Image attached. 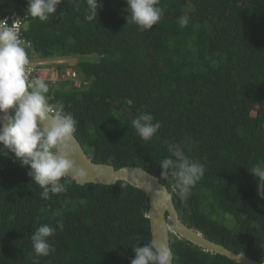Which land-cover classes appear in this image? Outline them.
Segmentation results:
<instances>
[{"label": "trees", "instance_id": "16d2710c", "mask_svg": "<svg viewBox=\"0 0 264 264\" xmlns=\"http://www.w3.org/2000/svg\"><path fill=\"white\" fill-rule=\"evenodd\" d=\"M102 3L88 21L86 0H62L41 22L27 0H0V18L26 16L25 37L41 60H80L67 66L80 87L49 84L48 96L77 120L75 137L93 163L144 169L191 230L264 264V198L249 172L264 163V0H159L163 16L147 31L127 24L126 0ZM145 112L161 124L149 141L131 125ZM173 142L205 165L186 204L161 178ZM62 182L66 192L41 199L28 168L0 155V264H130L133 247L152 240L144 192ZM42 224L57 228L55 251L37 257L31 236ZM171 250L174 264H237L174 234Z\"/></svg>", "mask_w": 264, "mask_h": 264}, {"label": "clouds", "instance_id": "9594fccd", "mask_svg": "<svg viewBox=\"0 0 264 264\" xmlns=\"http://www.w3.org/2000/svg\"><path fill=\"white\" fill-rule=\"evenodd\" d=\"M61 3L62 0H27L26 10L32 18L45 22L57 13ZM86 3V19L92 21L99 15L103 3L102 0H86ZM126 4L127 24L135 23L141 30H152L163 16L159 0H126ZM178 24L185 28L189 20L181 16ZM29 63L14 21L9 24L6 19L0 20V114H3L0 115V155L27 167L31 181L42 189L41 199H50L51 195L67 191L62 181H66L70 173L72 179H82L86 172L72 159L76 152L77 120L65 111L63 103L50 102V83L38 77L31 81L26 79ZM9 109L13 110V115L8 114ZM131 125L144 141L151 140L161 128L160 122H154V116L147 112L132 119ZM167 151L170 155L159 165L161 178L173 182L176 194L186 204L192 189L205 174V165L186 154L180 143H168ZM249 172L258 179V195L264 198V163L254 164ZM58 226L62 228V224ZM56 231L57 228L49 224H42L34 231L31 243L37 257L55 251L49 238ZM133 251L135 257L130 264H173L174 255L169 245L155 239L133 247Z\"/></svg>", "mask_w": 264, "mask_h": 264}, {"label": "water", "instance_id": "95a60500", "mask_svg": "<svg viewBox=\"0 0 264 264\" xmlns=\"http://www.w3.org/2000/svg\"><path fill=\"white\" fill-rule=\"evenodd\" d=\"M8 114L12 115L11 109ZM75 148L76 152L72 159L75 160L78 167L85 170L86 176L82 179H72L70 173L68 179L75 181L79 186L89 184L115 186L119 183H126L134 189L144 192L149 200L148 219L152 239L167 243L171 248V234H174L179 239L185 240L205 252L226 257L237 264H261L208 240L201 233L186 226L179 217L172 193L160 182L159 178L138 167H125L117 170L113 166L95 164L87 156L76 137ZM150 185L151 187H149Z\"/></svg>", "mask_w": 264, "mask_h": 264}, {"label": "built area", "instance_id": "2783aa9c", "mask_svg": "<svg viewBox=\"0 0 264 264\" xmlns=\"http://www.w3.org/2000/svg\"><path fill=\"white\" fill-rule=\"evenodd\" d=\"M7 20L9 24L14 21L15 30L18 32L21 40L22 46L26 49L29 55L30 63L26 66V79L31 81L32 78L38 77L48 84L50 83L52 87L59 85L61 81L67 79L73 80L77 87H80V82H78V75L73 68H65L64 70H56L57 74H54L52 77H48L47 74H42L46 70L45 63L40 59V57L35 53L33 44L28 41L25 37L24 31H26L27 23L26 16L23 17L20 11H15L12 14H9L5 17L0 18V20ZM37 65V66H36ZM55 72V73H56Z\"/></svg>", "mask_w": 264, "mask_h": 264}, {"label": "rangeland", "instance_id": "374dc122", "mask_svg": "<svg viewBox=\"0 0 264 264\" xmlns=\"http://www.w3.org/2000/svg\"><path fill=\"white\" fill-rule=\"evenodd\" d=\"M91 61H93L92 59H90ZM80 60L77 58H72V59H66V60H59V59H55L52 61H47V63H45L46 66V70L43 71L42 74H47L48 77H52L54 74H57L56 70L60 69L59 66H76V64L79 62ZM37 66V65H36ZM56 72V73H55ZM54 88H57V86H55Z\"/></svg>", "mask_w": 264, "mask_h": 264}]
</instances>
